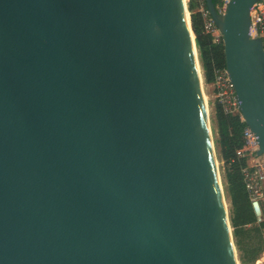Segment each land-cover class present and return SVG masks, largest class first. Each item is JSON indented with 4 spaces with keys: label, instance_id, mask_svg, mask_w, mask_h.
<instances>
[{
    "label": "water",
    "instance_id": "95a60500",
    "mask_svg": "<svg viewBox=\"0 0 264 264\" xmlns=\"http://www.w3.org/2000/svg\"><path fill=\"white\" fill-rule=\"evenodd\" d=\"M264 153L250 7L204 0ZM184 0H0V264H237Z\"/></svg>",
    "mask_w": 264,
    "mask_h": 264
},
{
    "label": "trees",
    "instance_id": "16d2710c",
    "mask_svg": "<svg viewBox=\"0 0 264 264\" xmlns=\"http://www.w3.org/2000/svg\"><path fill=\"white\" fill-rule=\"evenodd\" d=\"M219 0H213L218 5ZM199 2L189 0L191 28L195 35L199 60L205 81L211 82L213 71L225 65L223 45L215 43L210 34L203 31L201 13L197 10ZM219 157L224 165L226 189L230 199L229 218L235 245L241 264H254L264 251V220L257 222L251 208L241 176V167L246 158L238 157L236 151L244 144L245 126L237 116L226 115L216 104L214 111Z\"/></svg>",
    "mask_w": 264,
    "mask_h": 264
},
{
    "label": "built area",
    "instance_id": "2783aa9c",
    "mask_svg": "<svg viewBox=\"0 0 264 264\" xmlns=\"http://www.w3.org/2000/svg\"><path fill=\"white\" fill-rule=\"evenodd\" d=\"M197 1L199 2L197 10L201 13L203 21V31L210 34L215 43L222 44V35L206 8L205 1ZM228 1L219 0L218 5L215 6L217 11L223 13ZM249 15V35L251 38H260L264 50V0L253 3L250 7ZM211 86L216 103L221 107L222 111L226 115L237 116L245 124L243 128L244 144L236 151V154L238 157L246 158V164L241 167V176L251 208L259 223L264 220V153L260 156L257 155V136L245 123L234 85L225 65L214 69ZM262 255L263 260L258 258L255 261L256 264H264V251Z\"/></svg>",
    "mask_w": 264,
    "mask_h": 264
},
{
    "label": "rangeland",
    "instance_id": "374dc122",
    "mask_svg": "<svg viewBox=\"0 0 264 264\" xmlns=\"http://www.w3.org/2000/svg\"><path fill=\"white\" fill-rule=\"evenodd\" d=\"M188 1L189 0H186V4H188ZM188 15H190V14H188ZM200 74H201V87H202V92H203L204 98H205V106H206V110H207V115H208V119H209V126H210V129H211V135H212L214 149H215L217 168H218L219 177H220V180H221V186H222V189H223L225 205H226L227 213H228V216H229L230 199H229V194H228L227 189H226L224 165H223V162L220 160L219 148H218V145H217V142H216V140H217V129H216L214 111H215V106H216L217 103H216V100L214 98L213 88L211 86V82L212 81L211 82L205 81L202 68L200 70ZM263 216H264V203H263ZM235 247H236V245H235ZM236 252H237V256H238V262H239V264H241L240 260H239V254H238L237 247H236ZM262 258H263V255L261 254L260 257H259V260H263ZM254 264H256V263H254Z\"/></svg>",
    "mask_w": 264,
    "mask_h": 264
},
{
    "label": "bare ground",
    "instance_id": "6f19581e",
    "mask_svg": "<svg viewBox=\"0 0 264 264\" xmlns=\"http://www.w3.org/2000/svg\"><path fill=\"white\" fill-rule=\"evenodd\" d=\"M184 1H185V4H186V0H184ZM186 6H187V4H186ZM188 14H190L189 11H187V18H188V16H189ZM203 100H204V102H205L204 94H203ZM237 264H239V262H237Z\"/></svg>",
    "mask_w": 264,
    "mask_h": 264
}]
</instances>
